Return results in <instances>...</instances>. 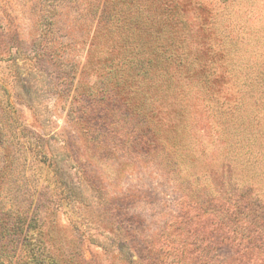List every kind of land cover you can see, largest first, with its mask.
I'll return each mask as SVG.
<instances>
[{
  "label": "rangeland",
  "instance_id": "374dc122",
  "mask_svg": "<svg viewBox=\"0 0 264 264\" xmlns=\"http://www.w3.org/2000/svg\"><path fill=\"white\" fill-rule=\"evenodd\" d=\"M64 1L63 9L56 6L61 0H0L2 264H19L22 258L19 244L3 240L1 234L2 226L21 216L37 218L29 239L40 242L38 247L60 259L59 264H78L80 259L81 264H264V125L253 127L256 131L221 123L226 116L216 113L210 100L188 97L183 101L182 124L159 129L153 143L146 141V134L134 139L135 132L129 130L106 150H90L81 140L71 146L76 151V178L87 173L92 185L82 205L74 208L86 225L69 222V208L50 202L53 196L42 183L45 168L11 142L34 125L31 110L16 95L10 59L27 49L33 61L39 60L40 46L33 37L50 34V18H59L56 40L67 45L63 54L56 44L52 51L64 57L61 63L69 74L47 64L42 78L34 80L36 97L31 95L46 107L43 113L41 106L47 120L41 131L53 136L52 146L59 147L60 139L68 137L63 131L72 110L73 75L85 64L86 51L72 41L89 28L96 2ZM200 1L207 8L209 27L224 21L227 0H186ZM249 1L252 5L244 2L236 9L247 11V24L259 30H254L258 41L247 39L252 30L244 17L233 14L227 26L230 35L244 37L235 49L243 61L254 65L264 52V0ZM194 8L190 5L186 16L198 26L201 16ZM91 74L90 82L95 80ZM81 107L89 109L90 104ZM257 114L264 118V109Z\"/></svg>",
  "mask_w": 264,
  "mask_h": 264
},
{
  "label": "trees",
  "instance_id": "16d2710c",
  "mask_svg": "<svg viewBox=\"0 0 264 264\" xmlns=\"http://www.w3.org/2000/svg\"><path fill=\"white\" fill-rule=\"evenodd\" d=\"M227 1L224 21L209 27L211 20L204 15L208 12L201 1L96 0L91 8L95 16L90 19L89 28L72 41L74 46L79 45L76 48L86 51L85 64L77 76L73 75L76 86L72 110L65 119L68 129L63 131L68 137L65 141L60 139L59 147L52 146L53 136L41 131L47 122L43 116L46 107L31 98L36 91L32 92L34 80L42 78L47 64L58 67L64 75L69 74L61 63L64 57L52 51L56 44L63 54L62 47L67 45L56 40L59 18H50V34L33 37L35 45L40 46L39 60L33 61L27 49L22 55L11 57L12 80L15 89L20 91L16 95L22 96L19 100L31 110L34 125L22 129L11 142L45 168L44 190L53 196L51 203L69 208L66 210L69 222L86 225L84 216L74 208L82 205L87 191L92 189L87 173L75 176L77 159L72 148L80 140L90 150H106L112 140L131 130L135 132L134 139L146 134V141L153 143L159 129L182 124L181 111L186 107L183 101L191 96L201 102L212 101L215 112L226 116L221 123L253 130L264 125V118L257 116L264 109V52L258 55L260 60L254 65L243 61L235 48L244 37L230 35V25L227 26V19L233 14L244 17L247 24L250 18L247 11L236 6L244 2L252 5V1ZM73 2L80 4L81 1ZM58 5L64 9L67 4L61 0ZM190 5L201 16L198 26H193L186 16ZM93 24L96 26L92 31ZM247 26L252 30L247 39L258 41L255 24ZM90 71L95 79L91 82ZM84 102L90 104L89 109L81 107ZM59 135L63 138V134ZM37 225L35 216L17 217L11 224L2 226V238L19 244V251L23 252L19 264H59L60 259L38 247L40 242L30 241V233ZM81 263L80 259L78 264Z\"/></svg>",
  "mask_w": 264,
  "mask_h": 264
}]
</instances>
